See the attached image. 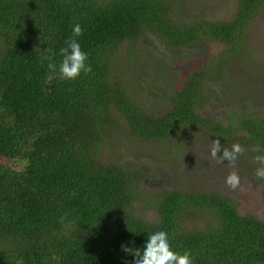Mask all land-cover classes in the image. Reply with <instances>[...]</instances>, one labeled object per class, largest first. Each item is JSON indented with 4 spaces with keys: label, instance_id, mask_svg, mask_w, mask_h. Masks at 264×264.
<instances>
[{
    "label": "trees",
    "instance_id": "16d2710c",
    "mask_svg": "<svg viewBox=\"0 0 264 264\" xmlns=\"http://www.w3.org/2000/svg\"><path fill=\"white\" fill-rule=\"evenodd\" d=\"M236 1L230 20L187 22L176 10L188 0H0V264H130L135 257L122 245L143 251L158 231L193 264H264V220L219 192L145 196L140 173L101 157L122 123L129 137L149 142L194 128L223 146L264 150V116L246 110L220 121L201 113L232 58L248 76L264 71L243 49L264 0ZM77 23L92 72L62 81L48 65L59 67ZM151 41L174 53L206 41L225 49L218 61L187 69L155 113L124 77ZM139 84L142 97H153ZM142 200L151 219L136 213Z\"/></svg>",
    "mask_w": 264,
    "mask_h": 264
},
{
    "label": "rangeland",
    "instance_id": "374dc122",
    "mask_svg": "<svg viewBox=\"0 0 264 264\" xmlns=\"http://www.w3.org/2000/svg\"><path fill=\"white\" fill-rule=\"evenodd\" d=\"M236 8V0H188L184 8L176 10V14L187 22L199 19L227 21L232 18ZM142 46H139L138 68L133 70L130 67L124 77L133 86L137 99L141 96L140 100L155 113L165 111L168 98L163 97L162 93L180 88L187 69L207 61H218L225 49L222 44L208 41L192 49L180 52L174 50L175 53L168 47L158 48L152 41L144 48ZM243 49L251 63L253 61L264 67V9L251 24ZM235 62L236 57L232 58V65ZM232 65L231 69L222 68L223 76L209 86L210 97L204 100L201 113L220 121H224L231 113L246 110L263 117L264 71L248 76L247 66L232 68ZM139 83L150 89L153 97H142ZM108 135V142L102 147V160L106 164L119 165L127 171L140 173L141 190L145 196L159 190L219 192L254 217L264 220L263 185L254 174L258 165L251 162L254 156L260 155L258 152L245 149L244 155L238 158L235 169L239 173L241 185L232 190L225 181L233 168L227 160L219 163L211 157L214 139L200 130L185 128L170 141L149 142L129 137L128 127L122 123L112 128ZM217 155H223V147ZM21 166L17 164L16 167L22 169ZM145 206L144 200L141 204L137 203L136 213L151 219L153 214Z\"/></svg>",
    "mask_w": 264,
    "mask_h": 264
},
{
    "label": "clouds",
    "instance_id": "9594fccd",
    "mask_svg": "<svg viewBox=\"0 0 264 264\" xmlns=\"http://www.w3.org/2000/svg\"><path fill=\"white\" fill-rule=\"evenodd\" d=\"M83 35V29L77 23L73 27V34L66 43V47L60 49L62 61L57 68L55 63L48 65L49 70L57 73V78L60 80H75L80 77L81 73L87 75L92 72V67L88 61V55L77 42L76 37ZM223 147V155L218 156ZM245 148L235 143L229 148L221 145L219 139L213 141L210 149L211 157L219 163L227 160L229 166L233 171L226 177V185L236 190L241 185V179L238 171L235 169L238 158L245 153ZM253 152H261L262 150L258 145L252 148ZM252 163L258 165L255 169V177L258 180H264V155H256L252 158ZM122 250L135 259L130 264H193L192 254L185 251L183 254L173 251L168 240V234L164 231L154 232L148 235L147 242L143 251L139 249L128 248L127 245H122ZM125 264H129L125 261Z\"/></svg>",
    "mask_w": 264,
    "mask_h": 264
}]
</instances>
